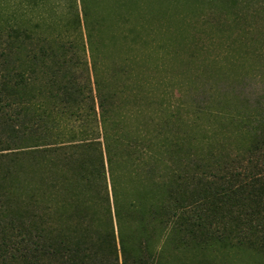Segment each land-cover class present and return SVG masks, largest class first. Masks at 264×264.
Masks as SVG:
<instances>
[{
  "label": "trees",
  "instance_id": "trees-1",
  "mask_svg": "<svg viewBox=\"0 0 264 264\" xmlns=\"http://www.w3.org/2000/svg\"><path fill=\"white\" fill-rule=\"evenodd\" d=\"M176 4L181 26L164 32L170 45L177 34L187 43L185 25L210 24L217 38L208 42L218 40L208 65L188 58L184 66L190 107L183 84L179 103L143 90L155 80L147 58L129 50L110 77L100 75L98 58L110 53L102 8L96 21L85 9L94 82L75 68L74 41L56 45L0 23V264H173L211 249L264 255V96L241 84L264 72L222 83L219 57L228 52L229 77L264 57V0ZM135 27L111 34L116 53L119 38L142 37ZM201 40L197 31L193 56L209 46Z\"/></svg>",
  "mask_w": 264,
  "mask_h": 264
},
{
  "label": "rangeland",
  "instance_id": "rangeland-1",
  "mask_svg": "<svg viewBox=\"0 0 264 264\" xmlns=\"http://www.w3.org/2000/svg\"><path fill=\"white\" fill-rule=\"evenodd\" d=\"M101 8L106 13L105 16L109 22V25L107 22L103 24L105 26L103 29L109 35L107 34V38L104 36L102 39L109 46L110 53L102 54L98 58L100 62L98 65L100 67V75L102 77H110L111 71L116 64L121 63L124 58L129 59V56L126 54V51L129 50L131 57H134V59H138V57L141 59L147 58V76L151 80H155V87L152 89L143 88V90H151L158 101H165L163 97L166 96L173 103H179L180 101L177 99L182 92L179 85L183 84L188 91H186V94H182L183 96L180 100H182L186 107H190L193 97L190 95V86L188 85H191L193 81H191L188 68H184V66L187 65L188 58L193 59L194 62L197 58L198 63L196 65L198 67L208 65L210 57L213 54H219L218 40L216 39L214 45L211 44V40L208 42L209 37L214 36L213 33H215L212 31L210 24L197 25V28L194 27V30L189 29L185 25L182 27L188 30L187 34L189 36L185 38L187 43H181L182 38H179L177 34L176 39H172V44L170 45L168 35L164 32L168 29L175 31L174 28L180 29L181 26L179 21L180 11L177 9L176 0H0V23H9V25L18 24L28 27L37 39L45 37L56 45L66 40L74 41L79 45L77 66L75 68L80 75L85 72L84 75L88 76L89 71L90 77L93 79L92 82H94L93 58L91 50H89L86 35L85 9L90 13L91 19L96 21L100 15H104L101 13ZM172 14L175 18L170 16ZM112 18L116 22L118 20L129 19L128 22L130 24L125 23L123 25L119 23L111 27L110 23H116L111 20ZM195 20L196 17L193 15L188 23L191 24L194 21L195 24ZM130 26L138 27H135V34L141 33L139 29H142L143 26L142 37L136 41L132 40L134 36H131L128 40L119 38L115 44L120 49V53H116L115 47H110L114 41L111 34L118 35L121 33L125 35L126 32L122 30L125 27L130 28ZM197 31L204 39L201 40L200 44L205 46V43L208 42L209 46L203 47L201 52L193 56V47L195 45H189L190 41H194ZM214 37L217 38V36ZM83 43H85L86 52L83 48ZM224 43L226 44L225 40ZM102 49L108 50L107 47H103ZM174 51H179V55L175 57ZM222 53L223 55L219 56L221 58L220 63L221 66H224L223 72H226V79L222 76V83L240 85L242 81L241 76L253 72L257 73L262 68L264 72V57L261 60L250 58L245 63L244 68L236 70L229 77L228 73L231 72V68H229V61L227 60V56H225L228 52L223 49ZM175 64L178 66L177 70L173 69L172 65ZM181 68L185 71L183 74H181ZM241 84H244L246 87V92L252 93L255 97L264 96V76L260 79L249 78L245 80V83ZM156 243L155 247L159 249L161 244ZM170 250L172 249L169 248L166 251V258L169 261L174 259ZM179 255L173 264H263L264 260V255L248 249L234 251L230 249H211L207 256H199L193 252Z\"/></svg>",
  "mask_w": 264,
  "mask_h": 264
}]
</instances>
